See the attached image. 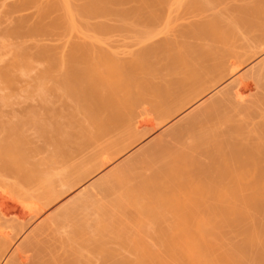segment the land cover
<instances>
[{
    "label": "bare ground",
    "instance_id": "1",
    "mask_svg": "<svg viewBox=\"0 0 264 264\" xmlns=\"http://www.w3.org/2000/svg\"><path fill=\"white\" fill-rule=\"evenodd\" d=\"M37 1L35 22L27 24L22 16L6 32L10 35H22L23 32L22 37L26 34L28 37L26 31L32 33L47 26L51 28V24L45 23L43 16L46 14H43L49 5L59 10L60 21L54 23L66 31V39L55 46H40L35 41L38 47L36 53L49 64L46 75L49 78L57 77L58 83L75 102L76 109L86 118L85 124L79 123V134L75 132L80 137V140L77 139L80 144L75 146L76 158L73 152H66L67 146L62 149L61 154L68 157L62 163L65 178L61 181L51 176L49 180L47 174V183L43 182L46 184L44 188L48 201L54 202L56 197L62 195L58 192L62 184L73 188L82 176L87 177L126 150L139 139L140 130L150 125L155 128L187 104L193 101L195 104L165 128L176 138L174 145L164 143L163 137L158 136L160 139L155 144L153 142L149 153L135 156L140 148L133 147L136 151L127 156L126 167L120 166L109 175L105 174L104 181L101 176L94 180L97 192L99 187L106 192L107 188L110 190L111 182L122 181L126 172L129 175L128 184L118 198L115 195L113 202L103 205L105 196H101L97 203L101 202L102 209L112 213L111 218L106 219L104 215L99 217L97 204L96 207L90 205L94 206L97 219L99 217L98 220L94 219L96 223L88 222L92 224L93 232L86 230L89 224L79 222L76 228L72 225L74 230L71 229L69 238L61 240L54 228V240L57 245L61 243L64 252H67L65 259L55 257V250L51 251L53 256L50 257V253V258H44L41 251V248L45 251L42 247L44 244L38 248L36 243L35 248L38 249H32L33 243L30 244L25 233L24 244L21 242L25 249L21 252L20 248H13L7 255L9 263L95 264L93 257H90L92 255L87 257L88 254L85 256L82 251V248H86L97 256L99 264H264V154L260 151L263 143L259 138L249 136L251 133L247 137V132L245 134L244 128L242 130V121L246 123L244 117L255 111L263 112L264 108L259 110L261 103H258V97L251 96L254 92L249 94V90L256 85L247 80L240 59L231 57L232 48L230 42L225 41L222 28L216 27L210 20L200 19L202 15H197L199 18L186 24L179 22L177 14L172 16L175 10L173 5L198 6L200 1L172 0L170 3L168 0H133L134 4L129 8L122 7L120 2L124 0ZM251 5H247V9L250 7L257 16H264V8L260 4ZM164 8L168 9L166 19L160 27L155 28V21L160 19V12ZM91 18L96 21L92 23ZM115 26L138 31L131 36L132 39H128L143 46L136 52L124 49L125 53L131 54L127 59L117 57L120 52L117 49L105 46L110 40L106 34ZM173 27L179 28V32L169 37L166 32ZM161 35L164 39L153 41ZM1 41L3 44L4 40ZM57 48L59 52L62 49L61 54ZM18 54L23 62H29L30 53L25 48ZM225 77L228 78L223 81ZM246 96L250 102L246 100L247 104L241 105L239 99L243 97V100ZM145 101L151 105L156 120L152 117L150 122L144 116L140 127L135 125L134 118L137 106ZM232 107L236 108V112L231 114L229 110ZM262 118L264 122V114ZM235 121L238 127H235ZM239 124L242 125L240 129ZM253 128L257 129L255 126ZM68 142L71 146V141ZM63 144L67 145L62 141V147ZM61 146L59 144V148ZM20 150L15 153L19 166L28 176L34 173L37 176L34 166L27 169L23 165L27 154ZM77 158L81 161L80 168L84 163L82 168L86 176L84 172V175L79 173ZM107 176L110 184L106 182ZM38 177H35L36 181L42 178ZM99 182H104V186L98 185ZM90 187H82L86 189H81L83 194L87 190L91 194ZM80 198L81 195L77 203ZM125 208L128 212L133 211L137 218L131 212L128 217ZM69 209L63 210L64 214ZM60 211L56 216H62ZM68 213L65 215L67 218L70 219V215L73 217V212ZM47 219L48 223L59 221L54 215L52 220L48 216L44 225ZM229 227L239 233L238 242L230 240L225 234ZM149 228L153 233L155 229V233L152 234ZM106 236L113 240L109 241ZM233 236L235 239L236 235ZM92 239L94 241L90 242ZM109 242L116 246H108ZM0 247L2 249L3 246ZM8 250L3 252L7 254Z\"/></svg>",
    "mask_w": 264,
    "mask_h": 264
},
{
    "label": "rangeland",
    "instance_id": "2",
    "mask_svg": "<svg viewBox=\"0 0 264 264\" xmlns=\"http://www.w3.org/2000/svg\"><path fill=\"white\" fill-rule=\"evenodd\" d=\"M44 1L46 2V0H42V1L38 0L37 2H44ZM169 1L171 3L172 0H168V2ZM197 1H200L198 6H190V5L188 6L186 4L184 6L177 7L176 5H173L175 10L173 11L172 16H175L177 14V16L180 18L179 22L186 24L190 20L196 19L197 15L198 16L202 15L200 19L210 20L211 22H214L215 25H217L216 27L218 28L221 27L223 29L222 32L224 39L225 41L227 40L226 42L228 44L230 42L232 48V51L230 49L231 53L233 52L232 53L233 55L231 54V57L233 56V58H235L236 56L235 60L240 59L239 62L241 61L240 63L242 64V66H244L243 69L245 70L247 80L250 83L253 82L254 83V84L252 83L253 85H256V87L253 86L251 88L252 91L251 89L249 90V94L251 95L254 92V94H252L251 96L256 95V97H258L256 98L254 96V98L258 100V103L259 104L261 103L260 104L261 108H259V110L260 109L262 110L264 108V104H263L264 103V16L263 15L257 16L252 12V9H250V7H248L247 9V5L252 4L251 5L252 7L255 4L256 6L257 4H260L261 7L264 8V0H246V1L245 0H197ZM246 2H248L249 4ZM120 3H122V7L129 8L133 6L134 1L124 0L121 1ZM36 6H37L36 0L35 1L34 0H26V1L0 0V192L2 193V195L5 196L4 199V197L0 195V246H3L2 247L3 250L0 247V252H1L0 264H11L9 263L10 260L7 258L8 257L7 255L8 254L10 255L11 250L13 251V248L15 247L17 249L20 248L19 250L23 252L22 250L25 249V247L23 246L25 241L24 240L25 233L26 235H28L27 237L28 240L30 241V244L33 243L32 249L35 248L36 243H38L37 246L38 248L44 244L42 247L43 249H45V251L42 250L41 248V251L44 252L42 253L43 257L45 256L44 258H46L50 253H51L49 255L50 257L51 255L53 256V254L55 255L56 253L55 257L61 256V258L59 257V259L62 260L65 259L64 255L65 253L67 254V252H64L65 249L61 243H60L61 245L59 243L57 245V241L54 240V228L56 233L57 232L59 233L61 240L62 238L64 240L69 238L68 235L72 229L73 224H74L73 228L79 226L80 223H82V225L89 224L90 227L86 226L87 227L86 230L93 232V226L91 225L93 223H96L95 222L96 220L94 221V219H97V214L95 213L94 211L95 208L93 207L95 206V204L99 202V199L101 200V196L102 197L105 196L103 198L105 200V201L103 200L104 201L103 205L113 202V198H115L114 197L115 195L116 198H118L117 196H120V192L121 191L123 192L125 186L128 184L127 179H129V175L126 172L122 176L123 177L122 181H117L113 184L112 182L110 184V181L107 176L106 182L111 186H110V190H108L107 188L106 192L105 190L103 191L102 187H99V192H97L98 191V189L96 188L97 185H93L94 180H96L100 176L103 177L105 174L109 175V173L123 166L126 167L127 165L125 166V164L128 162L127 156L133 153V151L135 152L137 148L138 149L140 148L139 149L140 153L137 151L136 152L137 154L135 156H137L138 154L140 156L143 155L144 153H149L150 152L149 150L152 148L155 142L158 141L157 139H160L159 138L160 136L161 138L163 137L162 141L163 142L165 141L164 143H169L170 146L174 145L176 138L170 132H168V130H165V128H167L170 124L178 120L193 104H195V101L187 104V106L183 107L180 111L174 113L164 123L156 126L155 128H153L152 125H150V127L148 126V128L146 127L143 130H140L139 139L134 141L126 150H124L122 153L114 157L111 161L107 162L102 167L93 171L87 177L83 178L82 176L81 180L80 181L78 180L79 183L76 184L73 188L72 187L70 188L66 184L65 185L62 184L61 187L62 191H60L61 188L59 185L58 188L60 189L58 190V192L59 193L61 192L62 195L61 196L59 194H58L59 196L56 195L59 198L56 197L57 199L56 200L54 199L55 200L54 202L48 201V197L46 195L47 190L45 189L46 184L44 185V183H47V180L48 179L50 180L51 176L52 177L56 176V178L53 177V179H57L58 177L59 179H61V181L63 180V178H65V176H63L65 172L62 168L63 166L62 163L63 160H65L66 162V158L68 157L61 154L62 149H64L65 146H67V148H65L66 152L68 153H70V151L73 152L72 155H74V158H76L77 155L76 147L80 144L77 140L80 138L79 136H77L79 134V128H80L79 123L85 124L86 118L82 113H80L76 109L75 102L72 100V98L69 95H67V93L62 88L61 84L58 83L57 77H54L55 75L57 76V74H55L56 72L54 73L53 76L54 78H52V76L51 78H49V76L46 75L45 71L48 70L49 64L47 63V61L44 60V58L39 57L36 53L38 50L36 49L38 48L36 43L40 44V46L42 45L55 46L58 43L61 44L62 41L66 39V35H67L66 31L55 25L56 22L60 21V17H59L60 13H58L59 10H57V8L52 5H49L46 13L43 14V15L46 14L45 16H43L45 19L44 20L45 23L47 24L48 22L49 25L51 24L50 25L52 26L51 28L50 27L48 28L47 26V28L41 30L39 29L37 31H32V33L31 31L29 32L26 31V33H28L29 35L28 37H26L27 34L25 33V31L24 34H26V36L24 37H22L23 32L22 35L21 33L18 35H10L11 33L9 34V32H6V30L9 31V29L13 26L16 20H18L19 18L22 19V16L23 18H25L24 20L26 21L27 24L31 25L32 22L34 23L37 18L36 15L38 14L37 12L38 8H36ZM228 6L229 8L224 10ZM167 10H168L167 8L162 9V11L160 12V19L155 21L156 23L153 22L151 24L152 27L154 23H155L154 27L155 26L160 27L162 25L168 14ZM90 21L93 23V21L96 20L95 19L93 20V18H91ZM170 29L167 30L166 32V35H168L169 37H174L179 32V28L177 27H173ZM220 29H216L217 32H220ZM225 30L226 32H224ZM137 32H138L137 30L124 29V28L122 29L116 26L111 27L108 34H106L108 35V40L109 39L110 40L108 44H105V46L107 45V47L117 49L118 51H120L117 57L119 58L121 57V59H127L131 56V54L130 52L125 53L124 52L125 50L136 52L140 50L143 46L142 44L136 43L133 40H129L132 39L131 36ZM19 35H21V37ZM162 39H164L163 35L157 37L153 41L157 42ZM1 40H4L3 44H2L3 41ZM22 48H25L30 53V59L28 63L22 61L23 59L21 58V55L19 57L18 52L20 53ZM121 51H123V56ZM61 52L62 49L60 50V52L58 49V53L61 54ZM227 78L228 77H225L223 81H225ZM209 92L210 91H208L205 94L206 97L208 96ZM242 98L239 99V103L241 105H245L250 102L247 96L244 97L243 100ZM242 101L244 104L241 103ZM234 109L236 108L232 107L231 110H229V112H231V114L235 113L236 111H234ZM260 114L262 115L264 114V109L263 112L255 111V113L254 112L250 113L249 115L244 117L246 119V123H244V120L242 121L243 122L242 130L244 128L243 132L244 133L247 132V137H248V133H251L249 136H251L252 138L254 136L255 139L257 137L262 141L263 144L260 151H262L261 153L264 154V138L261 139V137H264V122L262 115ZM144 116L150 122L152 121L151 119L152 117H154L155 118L154 120H156V115L154 111L151 109V105L147 101L137 106V112L134 118L135 125H139L141 127L140 123L144 119ZM249 120L250 122H247ZM236 123L237 122L235 121V124ZM242 125L239 124V129L241 128ZM254 126L257 127V129L253 128ZM235 127H238L237 124L235 125ZM158 131L160 133H158ZM75 132L78 134H75ZM164 135L166 137H164ZM64 138H67L68 140L67 139L64 140ZM75 139L77 140V142L75 141ZM62 141L67 143V145L63 144L64 146L62 147L61 146ZM68 141H71V146H69L70 143ZM58 143L61 146L60 148ZM141 143L142 145H139ZM133 147L136 149H134ZM19 149H21L20 151L22 150L24 152L26 151L25 154H27V159L25 160V162H23V165L27 169L31 167L33 169L34 166L36 170V175L39 176L38 178L42 177L40 181L39 180L36 181L37 178L35 177L37 176H35V173L33 175L28 176L27 172L25 174L21 166H19V163L15 156V153L19 151ZM73 149L75 150L72 151ZM121 156L123 157L120 158ZM78 160L79 158H77V164L78 167L80 168L79 163L81 161L79 160L78 162ZM115 160L117 161V163H115L116 162ZM82 166L84 167L83 162L81 168L79 169L80 174L81 172L82 174L84 172L83 171L84 168H82ZM40 167H41V171H40ZM45 170L50 173L46 172ZM38 171H39V175H38ZM47 174H49L48 175L49 178L47 177ZM58 174L61 175V177L58 176ZM26 175L28 176V178H26ZM105 177L102 178L103 181ZM102 179H100V181ZM57 181L60 182V180ZM99 183L98 185L104 186L103 185L104 182L102 184L101 182ZM85 185H87L88 188L91 185L90 187L92 188L91 194L87 193L88 190L86 191L87 194L85 192L83 194L82 190L85 191L86 189L84 188L82 189V187H84ZM92 185L96 188V191L95 188L92 187ZM105 186L107 187L108 185ZM100 191L102 192L100 193ZM98 193H100V198L98 196ZM102 193H105V195H102ZM80 195H81L80 202H82L81 205L80 202L77 203ZM13 197L15 198L16 201H14ZM92 204L94 206H90ZM71 205L74 206V211L72 210ZM75 205L77 207H75ZM103 205L100 202L99 204H97L98 208L95 206L96 209L99 210V213L98 210H96L97 213L99 214V217L104 215L105 217H107L106 219L111 218V216H113L111 215L112 213H109L110 211L107 212L108 210L104 208L102 209ZM66 206H68V208ZM99 206H101V208ZM70 207L71 209H69ZM65 209H69L66 210L67 212L65 211L66 214H64L63 211ZM75 209L77 211L76 213H75ZM8 210L13 216H11ZM11 210H13V213ZM60 210L62 211V213ZM71 210L73 213L71 212ZM57 211H60V214L62 215L60 216L63 217V219L59 217V215L56 216V213H59ZM68 211L70 212V214L71 213L73 214V217L72 215H70V219L69 217L68 218L66 217L67 215H69ZM124 211L128 217H130L131 214H134V216L136 215L131 210H130L131 212L130 214L127 208H125ZM7 214H10V216H7ZM53 215L59 221H53L54 223L50 221V223H48L49 220L47 219L48 226L47 223L44 225V223L46 222V218L48 216H51V220H52ZM44 217H46L45 220ZM65 217L66 219H64ZM59 218L62 220L60 221ZM135 218H137V216H135ZM67 219H69L68 222L66 221ZM232 228L233 227H231V230L230 227L226 228L227 231L225 230L224 232L225 234L228 235L227 236L228 238L230 237L229 238L230 240L232 241L234 240L238 242L240 237L238 235L239 233L237 232V230L235 232V228L234 230H232ZM153 230L155 233V229ZM151 233L154 234L153 231ZM233 235H236L235 239ZM96 238L98 237L95 238L93 237V239ZM106 238L108 237L106 236ZM93 239L90 242L94 241ZM108 240L112 241L113 238L112 239L108 238ZM21 242H23V244ZM109 243L110 244H108V246H116L111 242ZM6 244H7V248H6ZM76 244L78 247L82 248L81 245H79L78 243ZM54 246H56L55 249ZM4 247L6 249H9L7 251V254L4 253L6 250L4 249ZM37 247L35 249H38ZM46 247L48 249H46ZM53 250H55L54 253L51 252ZM82 251L85 252L84 253L85 256L88 254L87 257L89 255H92L90 257L91 258L93 257L95 264L96 263L99 264L100 260H98L97 256L91 254L89 251H87L86 248H82ZM3 254L6 255L2 258ZM128 254L129 253H127V255ZM49 256L47 258H50ZM129 256H131V254H129Z\"/></svg>",
    "mask_w": 264,
    "mask_h": 264
}]
</instances>
